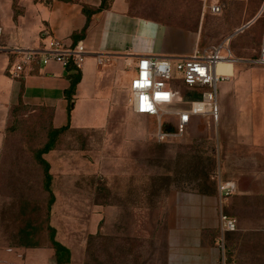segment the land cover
Returning <instances> with one entry per match:
<instances>
[{
  "label": "rangeland",
  "instance_id": "374dc122",
  "mask_svg": "<svg viewBox=\"0 0 264 264\" xmlns=\"http://www.w3.org/2000/svg\"><path fill=\"white\" fill-rule=\"evenodd\" d=\"M128 1L132 14L160 23L135 20L124 47L186 56L165 25L187 33L199 52L226 41L238 61L227 66L231 76L225 84L251 90L245 92L251 93L247 98L254 100L264 135V66L255 62L264 42V0ZM179 87L181 101L196 93ZM121 100L106 126L69 129L44 155L56 196L50 213L35 152L55 127V112L22 102L10 109L0 144V243L48 245L50 222L61 227L74 264H166L171 194L199 189L219 194V220L221 212L236 220L237 229L220 239L221 264L229 252L234 264H264V136L260 151L239 152L234 128L222 126L220 109L218 121L195 116L182 136L161 141L156 118L130 109V91ZM230 180L240 191L221 200L219 183Z\"/></svg>",
  "mask_w": 264,
  "mask_h": 264
},
{
  "label": "crops",
  "instance_id": "0c3cea01",
  "mask_svg": "<svg viewBox=\"0 0 264 264\" xmlns=\"http://www.w3.org/2000/svg\"><path fill=\"white\" fill-rule=\"evenodd\" d=\"M100 4L101 0H0V144L4 141L10 109L21 102L53 108L55 127L67 124L65 90L70 86L67 68L57 62L47 66L33 64L22 77H14L15 48H42L55 38L74 44L73 35L80 33L87 23L84 9H95ZM135 20L160 23L132 14L128 0H110L107 9L92 14L86 34L80 39L88 55L81 68L82 79L72 103L71 128L106 126L111 113L123 105L121 95L129 91L138 56L160 55L139 53L129 45L123 46ZM165 26L186 48V56L198 50L199 43L195 45L187 38V33ZM245 91L251 90L225 83L220 88L222 126L234 128L235 143L241 153L260 151L264 136L258 111L252 108L255 104L251 101L254 100L247 98L251 93ZM244 95L245 98L240 97ZM234 96L238 97L235 98L237 103L230 107V98L233 100ZM229 116L234 118L229 119ZM227 182L238 189L234 181ZM218 197L216 191L210 195L199 189H174L165 231L166 264H221L220 252L224 246L220 239L224 237L219 235ZM54 225L57 240L70 249L59 236L61 227ZM73 257L71 251V264H74ZM0 264H57V261L50 242L48 245L14 246L0 243Z\"/></svg>",
  "mask_w": 264,
  "mask_h": 264
},
{
  "label": "built area",
  "instance_id": "2783aa9c",
  "mask_svg": "<svg viewBox=\"0 0 264 264\" xmlns=\"http://www.w3.org/2000/svg\"><path fill=\"white\" fill-rule=\"evenodd\" d=\"M220 9L218 5L213 6L214 12H220ZM1 34L0 27V36ZM15 51L17 58L12 65V75L17 78L22 77L33 64L47 66L57 62L64 68L74 64L81 69L88 55L82 40L76 44H66L58 38L45 43L42 48L17 47ZM229 61L236 64L238 60L226 41L209 46L202 52L196 50L189 56L139 55L136 72L129 86L130 108L136 114L156 118V136L161 141L182 136L195 116H209L218 121L219 86L225 83L229 76L218 73L217 66L220 62ZM255 62L264 66V42L260 57ZM179 86H185L196 93L186 101H181ZM165 117H170L173 121L164 122ZM235 188L233 183L221 181V200L228 198ZM236 229V220L221 212L222 236Z\"/></svg>",
  "mask_w": 264,
  "mask_h": 264
},
{
  "label": "trees",
  "instance_id": "16d2710c",
  "mask_svg": "<svg viewBox=\"0 0 264 264\" xmlns=\"http://www.w3.org/2000/svg\"><path fill=\"white\" fill-rule=\"evenodd\" d=\"M110 5V0H101V4L98 8L95 9H84L86 15H87V23L83 30L80 33H76L73 35L74 41L76 44L80 39L84 37L86 34V31L90 25V19L92 17V14L101 11L103 9H107ZM68 71V79L70 81V86L68 89L65 90V98L68 101V106H67V124L61 126V127H51L50 130L48 131V138L45 144L39 148L35 152V158L37 162L42 166L43 168V174H44V182L43 186L44 189L49 193V200H48V212L50 213L52 206L55 203L56 196L54 194L53 188H52V183H53V175L51 173V164L50 162L44 157L45 154H48L50 151H52L57 144V141L61 134L66 132L71 128V112H72V103L74 101V96L76 94L77 86L79 82L82 79V73L81 69L77 68L74 64H70L67 68ZM170 129V128H167ZM48 218L50 219V215H48ZM49 233V242L55 249V254H56V261L57 264H71V250L63 245L60 241L57 240L56 235L57 231L54 226L48 223L47 226ZM226 234V233H225ZM227 264L231 263H236L232 259V254L229 252V256L225 261Z\"/></svg>",
  "mask_w": 264,
  "mask_h": 264
},
{
  "label": "bare ground",
  "instance_id": "6f19581e",
  "mask_svg": "<svg viewBox=\"0 0 264 264\" xmlns=\"http://www.w3.org/2000/svg\"><path fill=\"white\" fill-rule=\"evenodd\" d=\"M234 62H220L217 66V72L231 76V71L227 69V66L233 65Z\"/></svg>",
  "mask_w": 264,
  "mask_h": 264
}]
</instances>
